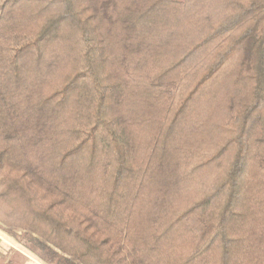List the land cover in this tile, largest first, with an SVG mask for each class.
I'll return each instance as SVG.
<instances>
[{"label": "trees", "instance_id": "trees-1", "mask_svg": "<svg viewBox=\"0 0 264 264\" xmlns=\"http://www.w3.org/2000/svg\"><path fill=\"white\" fill-rule=\"evenodd\" d=\"M0 225L56 264H264V0H0Z\"/></svg>", "mask_w": 264, "mask_h": 264}, {"label": "crops", "instance_id": "crops-1", "mask_svg": "<svg viewBox=\"0 0 264 264\" xmlns=\"http://www.w3.org/2000/svg\"><path fill=\"white\" fill-rule=\"evenodd\" d=\"M60 255L31 231L0 226V264H56Z\"/></svg>", "mask_w": 264, "mask_h": 264}, {"label": "rangeland", "instance_id": "rangeland-1", "mask_svg": "<svg viewBox=\"0 0 264 264\" xmlns=\"http://www.w3.org/2000/svg\"><path fill=\"white\" fill-rule=\"evenodd\" d=\"M1 226V225H0Z\"/></svg>", "mask_w": 264, "mask_h": 264}]
</instances>
